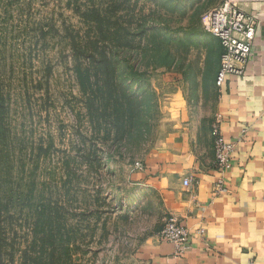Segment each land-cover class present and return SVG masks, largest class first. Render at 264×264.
Returning <instances> with one entry per match:
<instances>
[{
  "label": "rangeland",
  "instance_id": "374dc122",
  "mask_svg": "<svg viewBox=\"0 0 264 264\" xmlns=\"http://www.w3.org/2000/svg\"><path fill=\"white\" fill-rule=\"evenodd\" d=\"M220 1L0 0V264H148L169 213L136 163L210 121Z\"/></svg>",
  "mask_w": 264,
  "mask_h": 264
},
{
  "label": "crops",
  "instance_id": "0c3cea01",
  "mask_svg": "<svg viewBox=\"0 0 264 264\" xmlns=\"http://www.w3.org/2000/svg\"><path fill=\"white\" fill-rule=\"evenodd\" d=\"M243 6L257 22L243 76L230 75L216 87L207 124L192 118L185 105L180 135L152 150L143 169L134 173L163 194L169 215L192 233L191 248L182 256L174 255L171 243L153 237L142 249L148 264H264V3ZM217 115L223 137L237 144L222 174L215 167L210 135ZM200 227L203 234L197 233Z\"/></svg>",
  "mask_w": 264,
  "mask_h": 264
},
{
  "label": "built area",
  "instance_id": "2783aa9c",
  "mask_svg": "<svg viewBox=\"0 0 264 264\" xmlns=\"http://www.w3.org/2000/svg\"><path fill=\"white\" fill-rule=\"evenodd\" d=\"M262 2L264 0H221L213 8L204 13L203 32L215 36L221 44L220 67L216 75V84L221 88L230 75L243 76L248 59L251 56V45L255 36L256 16L248 13L243 3ZM220 115L212 125L214 138L215 167L220 174L226 172L232 163L236 142L225 139L220 132ZM136 168L143 169L141 163ZM184 186L190 184L189 178L183 179ZM218 190L222 189L223 179L216 181ZM198 234L204 233V228L197 229ZM159 238L171 243L174 255L182 256L192 245L190 229L181 224L175 214H170L159 232Z\"/></svg>",
  "mask_w": 264,
  "mask_h": 264
},
{
  "label": "trees",
  "instance_id": "16d2710c",
  "mask_svg": "<svg viewBox=\"0 0 264 264\" xmlns=\"http://www.w3.org/2000/svg\"><path fill=\"white\" fill-rule=\"evenodd\" d=\"M220 43V42H219ZM220 47H221V44H220ZM104 48V47H103ZM99 50H101V49H99ZM102 51H103V53H102ZM102 51H100L101 53V56L99 57V64H101L102 66L103 65H107V66H109V61H110V58H108V57H111V53L113 52V51H109L108 53H107V51H104V49L102 50ZM221 51H222V48H221ZM103 58V59H102ZM131 69H130V72H133V70H132V67H130Z\"/></svg>",
  "mask_w": 264,
  "mask_h": 264
}]
</instances>
